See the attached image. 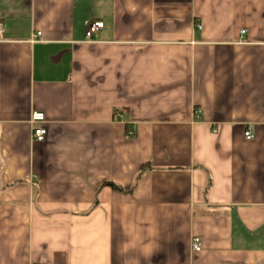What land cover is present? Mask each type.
I'll return each instance as SVG.
<instances>
[{"label": "crops", "instance_id": "obj_1", "mask_svg": "<svg viewBox=\"0 0 264 264\" xmlns=\"http://www.w3.org/2000/svg\"><path fill=\"white\" fill-rule=\"evenodd\" d=\"M0 22V264H264V0H0Z\"/></svg>", "mask_w": 264, "mask_h": 264}, {"label": "built area", "instance_id": "obj_2", "mask_svg": "<svg viewBox=\"0 0 264 264\" xmlns=\"http://www.w3.org/2000/svg\"><path fill=\"white\" fill-rule=\"evenodd\" d=\"M104 27V21L102 20H90L86 22V40L91 41L95 34ZM3 24L0 22V34L2 33ZM246 30H243L245 32ZM41 35V32L38 33ZM119 114V113H118ZM46 120V116L44 112L36 111L32 115V121L34 123L44 122ZM47 129L44 126H36L33 130V137L36 141L42 142L46 139ZM247 138H252L250 132L246 133ZM192 247L195 251L199 252L202 250L203 242L199 236H194L192 239ZM36 264H53L48 262H40Z\"/></svg>", "mask_w": 264, "mask_h": 264}, {"label": "trees", "instance_id": "obj_3", "mask_svg": "<svg viewBox=\"0 0 264 264\" xmlns=\"http://www.w3.org/2000/svg\"><path fill=\"white\" fill-rule=\"evenodd\" d=\"M146 167V164H142L140 169H144Z\"/></svg>", "mask_w": 264, "mask_h": 264}]
</instances>
